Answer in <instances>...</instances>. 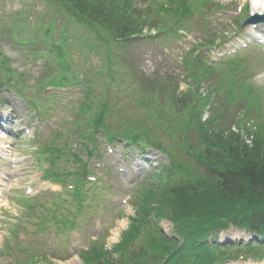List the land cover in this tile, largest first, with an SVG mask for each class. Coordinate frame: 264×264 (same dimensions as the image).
Returning <instances> with one entry per match:
<instances>
[{"label":"rangeland","instance_id":"1","mask_svg":"<svg viewBox=\"0 0 264 264\" xmlns=\"http://www.w3.org/2000/svg\"><path fill=\"white\" fill-rule=\"evenodd\" d=\"M142 1L146 0H141L140 3H142ZM240 4H243L240 0H210L208 5L202 6L205 8L204 11L197 13V15L193 16L191 20L187 22L188 24L186 28H188V31L184 39L181 37L172 39L166 34L158 36L163 40L157 38L155 39V43L147 40L138 43L132 49L128 50V60L132 67L130 70L120 68L108 73L103 64V60L101 61L95 55L91 56L88 60H81L82 57L77 53L78 48L75 49V44L74 48L69 53L68 59H70L71 64L74 66V69H76V71L71 69L70 72L77 73L79 77L72 82L74 84L67 90H59L58 96L53 92V89L45 88L48 86L50 76H59L54 75L56 69L47 70L41 63H34L30 58L27 60L25 55L28 52V49L21 52V47L15 44L13 46L9 38L10 35L0 29V40H2L1 49L3 55L9 59V67L12 68L14 72L15 76H13V84L16 85V76L18 77V74H21L20 77L24 78V82L26 83L25 88L27 89V97L37 103V105L39 104L43 106L44 109L52 111V113L46 117L48 125L46 127L41 125L43 132L41 133L40 140L42 142L47 143V140H49L51 143L52 137L55 134L62 133L61 139L69 141V146L75 148L74 145L77 144L78 141L74 136V129L75 125L81 124V122L78 121L79 117L78 115H75V112L78 110L77 106L81 105L83 101H86V98L83 97V87H80L76 83L84 79V76H82L83 72H89L96 79V88L94 92L98 99L103 98L105 95V88L109 86L107 83L112 85L109 94L110 101L108 103L110 111L104 120L108 129H111L114 132L119 131L120 125L123 124H129L133 128H138L140 130H145V127H150L155 134L156 137L154 138L157 141L169 143L167 133L163 128L156 126L154 116L149 113V109L154 110L155 107L144 108L142 106V98L145 96L144 93L146 90L150 92L153 90L152 88L154 85L152 81L164 84L167 92H171L172 89H176L177 86L180 87V91H186L188 87V79L186 75L189 71L181 61L182 58L188 63L193 57V50L199 51V49H202L200 47L201 44L205 43L209 38L213 40L218 39L216 45L219 44L221 48L225 49L228 46L226 45L227 42L220 43V41L227 40L228 43H230L235 37L234 35L238 33L239 25L234 21L238 19V15H232L231 13L235 12ZM248 7L252 9H248L247 12L244 10L241 13L242 15H249L250 18L257 14H261V16L264 15L263 13H260L261 11H254V6H250V4ZM238 11L240 10L238 9ZM18 12L23 14L22 17L16 16L19 14ZM52 15V9L49 7L46 0H0V26H2V23H8V27H11L14 30H16L15 27H17V31H13V34L21 37L27 35L26 38L28 39V36L36 38L41 43L44 51L47 49V45L42 43V41L45 40L47 36L57 34L56 25H51ZM58 20H61V17H59ZM58 20L56 19L57 24H59ZM162 23L163 21L160 20L158 24ZM225 32L227 35H224ZM201 55H207L208 58L204 60L208 63H216L218 69H228L227 64L222 62L217 63L218 60L213 59L212 51H206ZM259 55L260 53H258V56ZM252 56L251 51L245 52V57L248 59L246 65L250 68L251 73H254L261 69L256 67V65H253V61L250 59ZM262 62H264L263 58H261V63ZM223 73L229 74L226 71H223ZM2 76H5V74ZM111 78L116 79V82H112ZM255 79L258 84L264 88L263 70ZM215 81V78L206 80L202 92L206 94L209 87H211ZM41 84H43V86H41ZM149 85L152 87L149 88ZM153 94H157V96L153 95V97L156 99L155 104L158 105L159 99L162 95L159 94V92H153ZM147 97H150V95L146 94L145 98ZM219 100L220 98L215 96V102H218ZM3 101H14V104L16 105L14 107L15 109L19 108V106L24 107L23 101L18 99V97L12 93L7 94ZM186 102L189 104L188 110L195 107L193 101L186 100ZM223 107L224 105L221 106L222 109ZM166 115L167 117L164 116V114L161 115L162 121H165L169 127L177 130L176 125H178L179 120L175 110L170 108V112ZM30 116H34L33 112ZM208 117L209 121L214 122L211 130L216 129L219 132H224L226 124L224 120L220 119V113L218 110L210 108ZM256 118L259 119L260 117L256 116ZM35 119L36 118L25 122V125L29 124V134H24V136L18 140V144L13 148L12 152L14 151L13 153H18L20 155L17 167H24L25 172L30 173V171H34V174L37 175V172H39L35 165L37 159H34V162L30 157V153L35 152L37 149L36 145L39 146V144L35 143L36 136L31 141L28 139V137H32V135L35 134V127L37 126L36 121H34ZM256 121L258 120H255V122ZM49 131L50 133H48ZM54 131H57V133ZM57 142L58 144H62L60 139H57ZM79 151L80 150L78 149L77 152ZM121 152L122 154L126 153L123 161H125L129 170L131 169V171H133L130 177L134 178L137 176L138 179L139 177H144L146 179L150 174H155L156 170H148V164L143 159L142 155L133 156L130 150H122ZM149 154L154 155V152H149ZM178 155L182 162L185 157L183 155L181 156L180 152ZM151 157L153 159L155 158L154 156ZM161 159L166 161L165 157L164 159ZM160 161H156L153 168L156 169L158 166L157 162ZM62 165L69 170H74V166L71 163L63 161ZM111 165L115 174H118V172H116L118 165H116L115 159H113ZM12 169L13 168L9 163L0 164V174L11 179L12 183L10 184V187L14 188L13 192L18 191L21 195V190L23 188L22 182L28 176L25 177L23 173H18V170L14 171L15 176H11ZM133 173L135 175H133ZM118 175L123 182L126 183V190L121 189V191L117 192L113 189L112 193L107 196V200L100 202L104 209H101L97 214L89 212V218L87 225L85 226L86 228L81 234H78L75 238L69 235L63 236L56 232L51 235L44 233L39 239L40 241L34 244V249L37 250H33L30 255L38 257V259L41 260V252L48 251L49 257L59 255L67 258L65 261L63 260V264H82V261L79 258V253L82 250H88L90 240H96L95 236H98L97 234L99 233L100 228L104 235H100L99 237L106 239L107 248L118 243L121 234L128 228L126 217L133 215V208L130 202L126 204L129 199V188H131V185H128L127 178H122L123 175ZM103 179L106 182L111 180L110 174L103 175ZM7 197L9 196L5 195L0 198V251L4 250V239L11 234V230L18 222L17 219L21 216L19 214L22 213L21 207H18L13 201H11V199L6 200L8 199ZM18 197L21 198L19 195ZM5 209L8 211H5ZM118 214H124L126 217L118 220ZM163 228L165 233L168 235L172 234V224L164 221ZM33 231L34 230L32 229L30 233L32 234ZM254 238V236L246 233V231L242 229L231 228L221 236L220 243L222 245L232 244L238 248L241 246L247 247L256 243L253 240ZM30 255L27 253H18L15 257L23 261L29 258ZM9 261V264H13ZM56 262L59 264V261ZM227 264H264V259L260 260L246 257L241 258L240 260L236 259L230 261Z\"/></svg>","mask_w":264,"mask_h":264},{"label":"trees","instance_id":"2","mask_svg":"<svg viewBox=\"0 0 264 264\" xmlns=\"http://www.w3.org/2000/svg\"><path fill=\"white\" fill-rule=\"evenodd\" d=\"M48 1L57 6L65 21L66 27L62 32L64 35L67 36L72 31L69 21H73L78 26L76 33L90 30L100 40L120 48L132 45L133 36L143 37L145 27L157 19L156 14L154 17L151 16V11L156 13V7L139 8L136 0ZM165 11L169 12L164 9L163 12ZM87 48L90 51L95 49V46L90 44ZM117 61L116 58L109 57L105 60V64L108 69H112L117 65ZM4 70L7 76L12 75V71L8 68ZM57 81V78L53 79L52 85L59 86L60 81L56 83ZM93 81V79L90 80L87 85V91L90 92L85 97L89 102L83 101L77 111L79 116H83L79 121L84 123V131H88L89 139L94 138L99 130L104 129L109 99L107 90L106 95L101 98L102 110L98 111L94 107L98 105L99 99L94 92ZM10 82L12 79L0 78V88ZM157 86L161 85L157 84ZM163 97L166 98L167 104L169 97L170 104L176 106L178 111L185 110L188 106L184 100L177 98L176 94L168 93ZM169 112L170 109L163 107L149 109V113L157 116ZM108 136L110 139L116 137L136 143L145 142L142 135L134 136L128 130L117 133L116 136L109 133ZM199 142L212 144V138L204 132ZM146 144L150 145L153 142L148 138ZM211 148L213 150L212 166L207 165L206 175L209 179H215L213 190L210 188L212 187L210 183V191H208L207 184L202 186L193 184L191 181L185 182L186 172L180 168L179 174L181 173L183 181L178 182V189L172 188L173 183L159 188L161 184L172 180L175 176L176 163L173 161L171 171H168L167 181L159 178V185H151L142 190L143 195L139 199L137 217L132 219L130 230L123 234L120 244L114 246L110 252L99 247L98 253L83 257L85 264H187L189 256L185 254L189 253L188 250L197 251L212 246L211 236L216 235L213 237H216L214 240L217 241L218 229L226 227L228 222L238 227L245 225L249 231L264 237V233L257 230L258 227L264 228V205L260 206V213L258 209L253 208L258 200H264V157L257 164L258 158L249 153L247 147L242 150V145L234 138L226 140L220 137L217 144ZM246 156H248L247 160L244 158ZM154 213L158 218H171L182 236L183 249L180 248L177 239L169 240L161 232L159 228L161 219L158 221L148 219L152 215L155 217ZM231 248L233 247H228V249ZM251 253L257 255L254 250ZM112 255H116L117 260L113 259Z\"/></svg>","mask_w":264,"mask_h":264},{"label":"bare ground","instance_id":"3","mask_svg":"<svg viewBox=\"0 0 264 264\" xmlns=\"http://www.w3.org/2000/svg\"><path fill=\"white\" fill-rule=\"evenodd\" d=\"M253 2L255 3L257 11H261V12L264 11V0H253Z\"/></svg>","mask_w":264,"mask_h":264}]
</instances>
